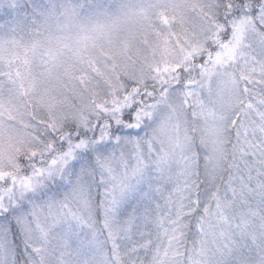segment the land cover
<instances>
[{
  "label": "snow or ice",
  "instance_id": "obj_1",
  "mask_svg": "<svg viewBox=\"0 0 264 264\" xmlns=\"http://www.w3.org/2000/svg\"><path fill=\"white\" fill-rule=\"evenodd\" d=\"M0 264H264V0H0Z\"/></svg>",
  "mask_w": 264,
  "mask_h": 264
}]
</instances>
